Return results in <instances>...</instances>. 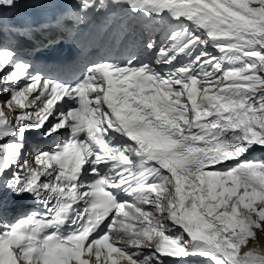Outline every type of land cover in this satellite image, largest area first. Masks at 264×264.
<instances>
[{
  "label": "bare ground",
  "instance_id": "obj_1",
  "mask_svg": "<svg viewBox=\"0 0 264 264\" xmlns=\"http://www.w3.org/2000/svg\"><path fill=\"white\" fill-rule=\"evenodd\" d=\"M3 1L9 3V1L17 2L18 0ZM202 1H206L209 3L213 2L212 0ZM242 5L244 6V4ZM237 7L238 4L235 3L234 8L236 9ZM258 8H263L261 0ZM246 9L250 10L247 12L245 11V15L248 16V19H246L244 16L240 18L239 21H236L235 26L232 27V29L234 28L238 33L237 36H235V31L232 34V36H235L234 43L254 44L259 46L261 49H264V14L253 11L252 6H249L248 4L246 6ZM4 96L6 97L7 106L4 108V103H1L0 111L7 113L11 110L12 107H15L16 105L21 107V102L19 100L11 102L14 94L10 97V101H7L9 97L8 95ZM226 96L227 93H221L220 91H218L217 94L211 95L205 106L207 110L204 113L211 114L213 112H225V107H228L233 116V119L228 120V122L233 125L239 118L238 111L240 110V108L235 106L230 100H227ZM217 100L222 104H211L212 101ZM185 106L187 108L185 119L191 120L193 118H197V112L199 111L197 110V107H194L193 100L188 101ZM46 108H48L47 101L45 102V109ZM251 121L256 125V129H252V132H254V135L258 137L259 141L264 142V122L262 123V121L256 120ZM184 122L185 121H183V123ZM239 125L240 128L243 129L245 123L239 122ZM247 132H250V127L248 126L245 134H247ZM5 150L7 152L6 154L3 151V155H1L2 152H0V166L4 165L5 163L12 162L9 159L14 160L15 147L12 146V143L7 145ZM219 172H217V175ZM156 179L159 180V178ZM205 190L206 189L204 188L203 184V199L201 203L204 204L203 209L207 210V213H192V218L197 224V232L200 230H208L215 234V236L213 237L217 238L220 241V246L227 249L226 252H221L219 249L217 251V255L220 258L226 259L228 264H264V236L259 234V232L253 234L254 232H252L251 227L247 225L248 222L243 219L237 218L234 214V211H232L233 209H216V207L209 201L208 197L204 196ZM161 201L162 204L156 207L153 213H138L136 216L142 222H151V224L153 222L154 226H157V224L159 223H163L164 211L170 209L173 204L172 199L161 198ZM159 229L160 231H164L163 228ZM142 230L145 231V229Z\"/></svg>",
  "mask_w": 264,
  "mask_h": 264
},
{
  "label": "rangeland",
  "instance_id": "obj_2",
  "mask_svg": "<svg viewBox=\"0 0 264 264\" xmlns=\"http://www.w3.org/2000/svg\"><path fill=\"white\" fill-rule=\"evenodd\" d=\"M244 53L239 56H233L228 65L235 72H243L248 60L256 65L264 66V51L251 45L245 47ZM227 67V68H228ZM231 75L223 74L222 78ZM260 78V77H259ZM262 80V78H260ZM229 85L225 88L227 93L239 89L235 81L229 80ZM261 87L258 93V99L252 101L253 108L256 111L254 116H264V81L251 88L253 91ZM220 171V172H219ZM213 174L206 189L209 201L216 209H226L234 211L237 218L247 221L252 232L264 236V162L253 161L250 165L246 163L238 165L235 169H222ZM250 222V223H249Z\"/></svg>",
  "mask_w": 264,
  "mask_h": 264
}]
</instances>
